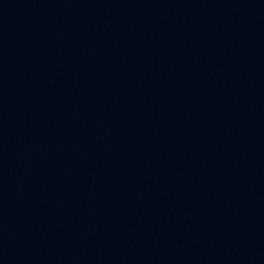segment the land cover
Segmentation results:
<instances>
[{
	"label": "water",
	"instance_id": "95a60500",
	"mask_svg": "<svg viewBox=\"0 0 264 264\" xmlns=\"http://www.w3.org/2000/svg\"><path fill=\"white\" fill-rule=\"evenodd\" d=\"M0 264H264V0H0Z\"/></svg>",
	"mask_w": 264,
	"mask_h": 264
}]
</instances>
